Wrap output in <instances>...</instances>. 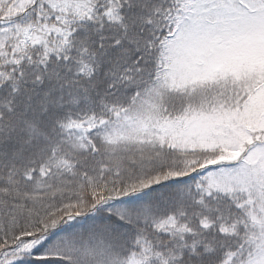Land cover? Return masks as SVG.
Listing matches in <instances>:
<instances>
[{"label":"snow or ice","instance_id":"snow-or-ice-1","mask_svg":"<svg viewBox=\"0 0 264 264\" xmlns=\"http://www.w3.org/2000/svg\"><path fill=\"white\" fill-rule=\"evenodd\" d=\"M0 264H264V0H0Z\"/></svg>","mask_w":264,"mask_h":264}]
</instances>
